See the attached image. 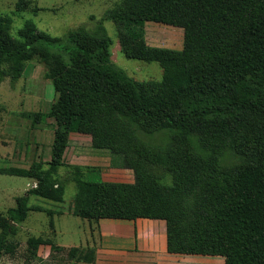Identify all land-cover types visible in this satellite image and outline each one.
<instances>
[{
	"label": "trees",
	"instance_id": "obj_1",
	"mask_svg": "<svg viewBox=\"0 0 264 264\" xmlns=\"http://www.w3.org/2000/svg\"><path fill=\"white\" fill-rule=\"evenodd\" d=\"M15 10L38 8L17 0ZM106 16L116 26L124 55L157 62L161 80L138 83L113 65L111 39L102 26L69 30L64 44L36 33L30 20L17 39L9 33L10 18L0 16V78H19L37 44L42 52L58 46L45 60L55 94L47 112L54 120L50 160L45 168L40 161L0 168V174L37 181L0 214V251L14 249L8 236L27 217L30 195L62 202L69 179L56 185L50 180L64 166L69 133L78 132L90 136L92 147L121 159L133 180L106 181L94 166L70 165L78 171L69 213L90 222L160 219L168 253L264 264V133L244 150L246 163L224 169L219 161L223 151L240 147L237 131L249 104L264 114V96L253 99L264 80V0H120ZM145 21L183 28L182 49L147 45ZM90 174L96 180L85 178ZM40 244L65 248L49 238L29 237L28 255L35 256ZM64 250L73 264H96L93 249Z\"/></svg>",
	"mask_w": 264,
	"mask_h": 264
},
{
	"label": "rangeland",
	"instance_id": "obj_2",
	"mask_svg": "<svg viewBox=\"0 0 264 264\" xmlns=\"http://www.w3.org/2000/svg\"><path fill=\"white\" fill-rule=\"evenodd\" d=\"M30 1L31 5L38 8L35 13L31 10H15L17 0H0V16L10 18L11 36L20 39L19 29L27 20L34 23L36 33L44 32L49 37L60 39L64 44L69 30L82 28L90 31L102 26L111 39L109 50L113 65L121 68L138 83L161 80L162 68L157 62L127 58L122 52L116 26L111 19L106 18V11L111 10L120 0ZM143 34L147 45L177 51L182 49L181 27L145 21ZM41 40L39 39L38 43ZM41 48L39 44L33 48L35 55L25 60L19 78L16 80H11L8 76L0 78V168L28 167L33 161H40L45 168L47 165L44 163L50 160L54 120L47 112L55 94L50 79L45 77L47 69L45 60L57 51L58 46L52 44L45 52H42ZM62 52L67 58L68 54ZM257 87L261 91L254 95V100L263 98L264 80ZM260 101L264 104L263 100ZM249 107L251 109L246 112L249 113L247 120L237 131L241 137L240 147L228 149L219 155V161L224 169L246 163L248 160L246 154H243L244 150L247 151V147L256 143L264 133V114L256 105L253 108L249 104ZM34 113H38L39 117L34 116ZM167 132L168 130H165V136ZM156 136L154 135V138ZM68 141L62 156L64 166L58 168L57 178L54 176V179L50 180L56 185L57 180L62 182L66 177L69 179L63 187L62 202L30 195L28 197L30 210L27 217L20 223H14L16 232L8 236L14 249L9 252L0 251V264H73L68 260V253L64 250L66 247L63 250H52L48 244L42 247L39 245L33 257L29 256L26 250V241L29 237L49 238L55 245L60 242H76V238H84V230L89 224H94L93 221L89 222L88 219L69 213L76 191L72 177L73 173L78 171L72 170L70 165L94 166L98 169L100 177L106 181L132 182V170L124 167L121 159L112 156L108 150L92 147L88 134L70 132ZM74 154L79 158L74 159ZM75 161H78V164ZM85 178L96 180L93 174L86 175ZM36 185L37 181L31 178L0 174V214H6L7 209L15 205L16 197L28 189L35 188ZM51 227L55 228L56 233L50 232ZM162 264L171 263L162 261ZM174 264H224V259L220 256L186 254Z\"/></svg>",
	"mask_w": 264,
	"mask_h": 264
},
{
	"label": "crops",
	"instance_id": "obj_3",
	"mask_svg": "<svg viewBox=\"0 0 264 264\" xmlns=\"http://www.w3.org/2000/svg\"><path fill=\"white\" fill-rule=\"evenodd\" d=\"M74 155V159L79 158ZM75 163L78 164V161ZM159 220L101 218L93 221L94 224H89L84 230L83 239L76 238V242H60L56 245L80 250L93 249L96 264H162V261L174 264L186 254H171L166 251L165 223ZM49 230L56 233L54 227ZM44 245L46 244H40L41 247ZM70 262L74 263V260Z\"/></svg>",
	"mask_w": 264,
	"mask_h": 264
}]
</instances>
